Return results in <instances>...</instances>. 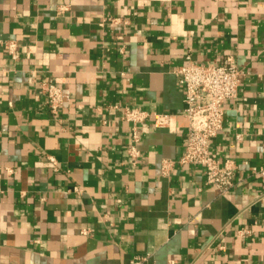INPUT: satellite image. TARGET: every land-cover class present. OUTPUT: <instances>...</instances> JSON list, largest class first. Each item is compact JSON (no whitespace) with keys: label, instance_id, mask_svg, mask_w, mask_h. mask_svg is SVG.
Returning a JSON list of instances; mask_svg holds the SVG:
<instances>
[{"label":"crops","instance_id":"obj_1","mask_svg":"<svg viewBox=\"0 0 264 264\" xmlns=\"http://www.w3.org/2000/svg\"><path fill=\"white\" fill-rule=\"evenodd\" d=\"M188 55L244 71L210 143L237 164L224 194L178 161ZM115 105L170 114L136 163ZM262 169L264 0H0V264H264Z\"/></svg>","mask_w":264,"mask_h":264},{"label":"built area","instance_id":"obj_2","mask_svg":"<svg viewBox=\"0 0 264 264\" xmlns=\"http://www.w3.org/2000/svg\"><path fill=\"white\" fill-rule=\"evenodd\" d=\"M65 7H60L63 10ZM118 22V17L110 18ZM4 49L14 58L17 57V43L14 40L3 42ZM188 61L176 69L179 83L184 91V112L188 117L187 135L183 151L178 161L203 167L206 184L227 193L235 185L237 164L233 159H218L210 149L211 140L223 128L224 103L239 95L244 71L232 56L221 63H198L188 55ZM48 105L54 113L58 112L63 101L62 88L52 81L42 83ZM123 120L131 124V140L127 154L136 163L141 151L139 126L151 119L155 127H165L170 123V114L151 111L137 106L115 105ZM241 138V134L237 135ZM170 163H164L166 173ZM264 177V169L261 171ZM249 230L241 229V234Z\"/></svg>","mask_w":264,"mask_h":264}]
</instances>
